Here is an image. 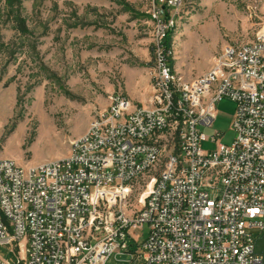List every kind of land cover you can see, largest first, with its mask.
Wrapping results in <instances>:
<instances>
[{"label":"built area","instance_id":"obj_1","mask_svg":"<svg viewBox=\"0 0 264 264\" xmlns=\"http://www.w3.org/2000/svg\"><path fill=\"white\" fill-rule=\"evenodd\" d=\"M183 2L152 0L147 104L112 93L64 158L23 166L0 157V245L18 264H105L113 253L143 264H264L255 250V232L264 234V23L253 41L225 45L208 71L184 79L162 44ZM224 97L236 105L230 143L204 131ZM0 264L10 262L0 255Z\"/></svg>","mask_w":264,"mask_h":264},{"label":"rangeland","instance_id":"obj_2","mask_svg":"<svg viewBox=\"0 0 264 264\" xmlns=\"http://www.w3.org/2000/svg\"><path fill=\"white\" fill-rule=\"evenodd\" d=\"M151 9L152 0H0V157L23 166L64 158L112 93L147 104L157 44ZM263 23L264 0H184L170 36L175 71L184 79L205 73L225 45L253 41ZM235 108L222 98L204 131L220 130L230 143ZM255 237L264 259V234ZM0 255L18 264L10 245ZM130 258L113 253L105 264L145 262Z\"/></svg>","mask_w":264,"mask_h":264},{"label":"trees","instance_id":"obj_3","mask_svg":"<svg viewBox=\"0 0 264 264\" xmlns=\"http://www.w3.org/2000/svg\"><path fill=\"white\" fill-rule=\"evenodd\" d=\"M14 1H17L19 2V0H8V3L9 5L13 6V2ZM169 16L168 12L165 13V17L167 18ZM19 23L23 24V21L22 19L19 20ZM23 31L25 32V28H22ZM173 29H170L168 32H167V35L162 39V44L166 47V48H170L171 44H170V36H171V33H172ZM170 64L171 66L173 65L172 63V59H170Z\"/></svg>","mask_w":264,"mask_h":264}]
</instances>
